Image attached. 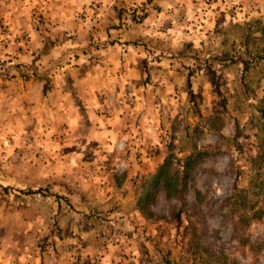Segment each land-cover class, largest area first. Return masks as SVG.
<instances>
[{"label": "rangeland", "instance_id": "1", "mask_svg": "<svg viewBox=\"0 0 264 264\" xmlns=\"http://www.w3.org/2000/svg\"><path fill=\"white\" fill-rule=\"evenodd\" d=\"M69 73L102 106L0 112V264H264V0H0V87Z\"/></svg>", "mask_w": 264, "mask_h": 264}, {"label": "crops", "instance_id": "2", "mask_svg": "<svg viewBox=\"0 0 264 264\" xmlns=\"http://www.w3.org/2000/svg\"><path fill=\"white\" fill-rule=\"evenodd\" d=\"M67 71H70L69 68L62 69V72ZM101 73L103 76L105 72ZM102 76L98 75V79H95L96 76L88 74L89 79L84 81V78L71 76L70 73L62 79L54 75L47 89L43 86L44 82L31 77L5 82L0 87V96L4 95L0 98L4 103L0 112H48L49 104V111L53 112H94L98 106H102L101 94L95 85L103 86L111 81L103 78V84Z\"/></svg>", "mask_w": 264, "mask_h": 264}, {"label": "trees", "instance_id": "3", "mask_svg": "<svg viewBox=\"0 0 264 264\" xmlns=\"http://www.w3.org/2000/svg\"><path fill=\"white\" fill-rule=\"evenodd\" d=\"M262 160L264 161V142H263ZM164 166L165 165H162V167ZM189 169H190L189 167H185L184 170H182L179 179L177 178L179 176L180 170H175L173 175L171 176H169L170 175L169 172L165 171V174L166 175L168 174V176L164 179L163 184H164V189L166 190V195L173 197L174 199H178L180 201V205L177 208L173 207V209L170 212V215L177 221L178 224L182 222L183 219L182 215H183L186 218V224L183 228L184 231L183 233L191 235L190 237L197 240L198 231H199V221H198L199 214L197 212H194L193 210H190L187 207V204L185 203V199H184V193L186 191L185 185H186V180L188 176L187 173ZM160 175L158 173V175L156 174L154 176L153 184H156V178L163 177ZM139 207L141 208L142 213H144V215L146 216L150 215V212H148V208H144L143 205H140ZM243 216L241 218L247 220L249 214L243 212ZM222 264H239V263L233 259L229 261L224 260Z\"/></svg>", "mask_w": 264, "mask_h": 264}, {"label": "built area", "instance_id": "4", "mask_svg": "<svg viewBox=\"0 0 264 264\" xmlns=\"http://www.w3.org/2000/svg\"><path fill=\"white\" fill-rule=\"evenodd\" d=\"M126 96H130V92L128 91V93H126Z\"/></svg>", "mask_w": 264, "mask_h": 264}]
</instances>
